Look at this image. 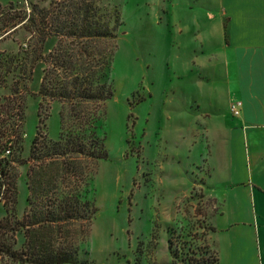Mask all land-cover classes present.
I'll return each mask as SVG.
<instances>
[{
  "label": "rangeland",
  "instance_id": "obj_1",
  "mask_svg": "<svg viewBox=\"0 0 264 264\" xmlns=\"http://www.w3.org/2000/svg\"><path fill=\"white\" fill-rule=\"evenodd\" d=\"M49 1L0 0V104H6L0 117L18 122L10 144L21 159L30 156L37 133L42 99L33 93L40 88L44 64L37 62L29 75L19 70L37 47L20 16ZM186 1L111 0L124 25L111 67L115 94L105 102L97 127L109 156L95 166L91 198L98 211L91 233L81 243L78 261L65 264H186L185 253L176 258L171 252L172 230L181 242H194L198 250L191 256H206L199 247L211 243V219L218 207L203 189L212 146L203 131L207 117L201 114L216 108L203 101L199 107L195 98L198 71L188 69V36L181 32L195 6L189 9ZM54 43L50 39L45 51ZM12 56L16 60L10 65ZM17 84L20 91L8 103L5 98ZM61 108L52 102L45 131L53 139L61 133ZM17 168L21 218L28 204V164ZM4 213L0 203V216ZM18 238L21 244L23 233Z\"/></svg>",
  "mask_w": 264,
  "mask_h": 264
},
{
  "label": "trees",
  "instance_id": "obj_2",
  "mask_svg": "<svg viewBox=\"0 0 264 264\" xmlns=\"http://www.w3.org/2000/svg\"><path fill=\"white\" fill-rule=\"evenodd\" d=\"M24 20L37 47L26 57L29 62L18 68L29 75L37 62L44 64L40 88L33 93L42 101L27 159L11 149L18 122L0 117V203L5 210L0 216V264L75 263L98 211L91 186L96 162L107 159L109 152L97 127L105 102L115 94L111 67L124 19L111 0H50L48 6L34 4L20 16ZM50 39L55 43L45 51ZM15 60L12 56L8 62L13 65ZM19 91L17 84L5 100L12 102ZM55 101L62 106L58 139L45 131ZM5 107L0 104V111ZM26 163L28 204L20 218L17 164ZM19 233L24 235L21 244ZM173 234L172 230L169 247L174 257L185 253L186 264H218L217 251L210 244L199 247L206 255L201 260L191 256L198 250H193L194 242H181Z\"/></svg>",
  "mask_w": 264,
  "mask_h": 264
},
{
  "label": "crops",
  "instance_id": "obj_3",
  "mask_svg": "<svg viewBox=\"0 0 264 264\" xmlns=\"http://www.w3.org/2000/svg\"><path fill=\"white\" fill-rule=\"evenodd\" d=\"M190 1L181 32L195 98L216 108L201 114L212 146L203 189L218 207L210 244L218 264H264V0Z\"/></svg>",
  "mask_w": 264,
  "mask_h": 264
},
{
  "label": "built area",
  "instance_id": "obj_4",
  "mask_svg": "<svg viewBox=\"0 0 264 264\" xmlns=\"http://www.w3.org/2000/svg\"><path fill=\"white\" fill-rule=\"evenodd\" d=\"M241 105H242L241 101H236V102H234V103L231 105L232 113H233L235 116H237V115H239V114L241 113ZM9 152H10V151L7 150V151H6V154L9 153Z\"/></svg>",
  "mask_w": 264,
  "mask_h": 264
}]
</instances>
